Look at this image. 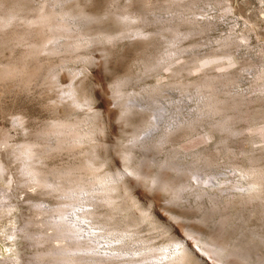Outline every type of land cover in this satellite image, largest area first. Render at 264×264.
<instances>
[{
  "label": "rangeland",
  "instance_id": "obj_1",
  "mask_svg": "<svg viewBox=\"0 0 264 264\" xmlns=\"http://www.w3.org/2000/svg\"><path fill=\"white\" fill-rule=\"evenodd\" d=\"M261 119L264 0H0V264H264Z\"/></svg>",
  "mask_w": 264,
  "mask_h": 264
},
{
  "label": "bare ground",
  "instance_id": "obj_2",
  "mask_svg": "<svg viewBox=\"0 0 264 264\" xmlns=\"http://www.w3.org/2000/svg\"><path fill=\"white\" fill-rule=\"evenodd\" d=\"M46 17V16H45ZM47 18V17H46ZM45 19V18H44ZM24 34V33H23ZM228 57V56H227ZM226 57V58H227ZM230 57V56H229ZM232 57V56H231ZM222 59V58H221ZM224 60H226L225 58H223ZM234 59V58H233ZM217 60V59H216ZM227 60H228V63L227 64H223V66L226 68V67H230V66H232L233 64H234V62L231 60V59H228L227 58ZM208 61H210V60H208ZM235 61V60H234ZM205 65H207V62H206V64ZM205 65H203L202 67H204ZM259 80V79H258ZM129 111V110H128ZM259 113L261 114V112L259 111ZM258 114V113H257ZM251 116V115H250ZM250 118V117H249ZM247 124V123H246ZM251 124V123H250ZM254 126H256V128L254 129V133H251V134H257V135H254V136H256V137H259L258 139H260L262 142H264V119H261L260 120V122L258 123V124H256V125H254ZM250 127V126H249ZM254 128V127H253ZM247 130V129H246ZM249 133V132H248ZM253 136V135H252ZM200 140V139H199ZM198 140V141H199ZM255 140V139H254ZM194 141V140H193ZM203 141V140H202ZM197 142V141H196ZM203 142H205V140L203 141ZM202 142V143H203ZM195 143V142H194ZM194 143H192V144H194ZM191 146V145H190ZM33 148H28L27 150V152H25L24 154L27 156L26 157V159L28 160V159H31L32 158V156L35 154V151H34V149L32 150ZM126 149V148H125ZM130 149H132V147L130 148ZM24 151H26V150H24ZM131 151V150H130ZM127 152H129V151H127ZM133 152V151H132ZM130 154V153H129ZM130 157H131V155H129ZM125 157L127 158V156L125 155ZM132 158V157H131ZM128 159V158H127ZM129 160V159H128ZM27 167H26V169H25V171H26V173L27 174H29V176H31V179H33V181L37 184L36 186H42V185H44V186H47V183H45L43 180H41V171L38 169V168H36V167H34L33 166V164L31 163V164H27L26 165ZM141 166V165H140ZM4 166H2V163H1V161H0V169L2 170V171H4V168H3ZM141 167H139V169H140ZM145 167H142V169H144ZM138 169V167H137V169H131V168H128V171L130 172V173H132V174H134L136 177H139V178H144L143 179V182L145 181V178H147L146 177V173L147 172H145V174H143V172L145 171V169L144 170H142L141 171V169L139 170ZM252 169V168H251ZM147 170V169H146ZM250 171V172H249ZM248 172L249 173H246L247 175L248 174H250V175H253V178H255V181L253 182V187L255 188V187H257L256 188V191H259V193L261 192H264V169H261V170H257L256 168H253L252 170H249ZM177 172H180L179 170H177ZM182 172V171H181ZM151 174V173H150ZM143 175H145V176H143ZM161 175V174H160ZM159 175V176H160ZM150 176H152V175H150ZM154 176H155V178H156V176H158V175H154L153 174V179L151 178V181H153L155 178H154ZM158 176V177H159ZM163 176V175H162ZM162 176H160L158 179H164V178H162ZM165 177H166V175H164ZM163 176V177H164ZM193 176V175H192ZM197 176V175H196ZM195 176V177H196ZM148 177H149V173H148ZM194 177V176H193ZM201 177V176H200ZM250 177H252V176H250ZM149 178V179H150ZM192 178V177H191ZM141 179V180H142ZM148 179V178H147ZM146 179V180H147ZM148 179V180H149ZM177 178H175V180H176ZM193 179V178H192ZM174 180V181H175ZM200 180V179H199ZM173 181V183L175 184V182H177V180L174 182ZM203 181V180H202ZM170 181H168V184L166 185V188L167 187H169L170 185V183H172V182H170ZM178 182H180V179H178ZM205 182H207V181H205ZM147 183L149 184L150 183V181L148 182L147 181ZM152 183V182H151ZM159 184H156V185H158L159 187H162L160 184L161 183H163L162 185L164 186L165 185V182H158ZM167 183V182H166ZM187 184H188V182H186ZM200 183V182H199ZM198 183V184H199ZM204 183V182H203ZM202 183V184H203ZM210 183V182H209ZM173 184V185H174ZM178 184V183H177ZM185 184V183H184ZM186 184V186H188ZM190 184V183H189ZM169 185V186H168ZM183 185V184H182ZM182 185H180V186H182ZM189 186H191V185H189ZM189 186L187 187V188H189ZM193 186V185H192ZM201 186V185H200ZM163 188H165V187H163ZM171 188V187H170ZM169 188V189H170ZM182 188H185V185H183V187ZM187 188H185L184 189V191H186V189ZM253 188V189H254ZM178 189H179V187H178ZM192 189V188H191ZM252 189V190H253ZM170 190H172V188L170 189ZM174 190V189H173ZM181 190V189H180ZM203 190V189H202ZM255 190V189H254ZM253 190V191H254ZM163 192L165 191H168V189H166V190H162ZM183 191V190H182ZM201 191V190H200ZM204 191H205V189H204ZM161 192V191H160ZM202 193H203V195H204V193H205V196L207 195V193H206V191L205 192H203L202 191ZM202 193H200L201 195H202ZM254 193V192H253ZM257 193V192H256ZM254 195V194H253ZM263 195V194H262ZM209 196V195H208ZM251 196V198H252V195H250ZM254 196H256V195H254ZM253 196V197H254ZM63 226H65V227H67L68 228V223H71V225L72 226H74L73 227V229H71V225L69 226V228L68 229H58V230H60V231H58L57 233H55V235H53V236H45V238L43 239L44 241H49L50 240V238H51V240L52 241H54V242H57V244L59 245L58 247H54L55 248V250H57L56 252H55V255H56V257H54V258H56L52 263L53 264H58V263H64V264H81V262L84 260V258L82 257V256H79L78 254L79 253H83V252H85V251H89L90 252V250L92 251V249L94 248V249H98L99 247V245L100 244H102V243H100V242H96L97 244H95L96 246H94L93 248H89L88 246L86 247L85 245V243H86V241H91L92 242V237H88V236H91V233L90 232H88V231H86V230H84V227L83 226H81V224L79 223V222H77V221H75V220H73L72 219V217L70 216V217H68V219L67 220H63ZM65 224H67V226L65 225ZM62 226V225H61ZM75 228H77V229H75ZM73 231H74V233L76 234V235H74L73 237H69L68 235H66V234H68V232L70 233V232H72L73 233ZM67 232V233H66ZM66 233V234H65ZM213 235V237H215L216 235L215 234H212ZM212 235L210 236L211 238H213L212 237ZM215 235V236H214ZM220 235V234H219ZM14 236V235H13ZM16 236V235H15ZM221 236H223V235H221ZM195 237V236H194ZM193 237V240H194V242H196L197 241V239H195ZM11 238H14V237H12L11 236ZM97 238V237H96ZM196 238H197V236H196ZM198 238H200L199 236H198ZM219 238V237H218ZM226 238V237H225ZM229 238V237H228ZM204 239V238H203ZM203 239H202V237H201V241H203ZM210 239V238H209ZM215 239H216V237H215ZM221 239H223V237L221 238ZM220 239V241H222ZM50 240V241H51ZM69 240L70 241H72V242H69ZM95 240V239H94ZM199 240V239H198ZM208 240V239H207ZM223 242V241H222ZM227 242H229V241H227ZM93 243V242H92ZM95 243V242H94ZM197 243V242H196ZM203 243V242H202ZM205 243H206V245H207V248H206V250H205V253H208L209 255L208 256H211L210 254H215L216 253V251H220V253H221V250L222 249H227V247L225 246V248H222L223 247V244L221 243V242H217V241H215V240H211L210 239V242H209V240L207 241V242H205L204 241V246H205ZM229 244H230V242H229ZM228 244V245H229ZM233 244V243H232ZM231 245V244H230ZM230 245H229V247H230ZM206 247V246H205ZM239 247V246H238ZM237 248V247H236ZM225 249V250H226ZM100 250V249H99ZM239 250V249H238ZM181 252L183 253L184 252V249L183 250H181ZM222 252H223V250H222ZM225 252H228L229 253V251L227 250V251H225ZM204 253V254H205ZM93 254V256H95V255H98V256H100V255H102L100 252H93L92 253ZM100 254V255H99ZM232 254V253H231ZM240 254V253H239ZM13 255V254H12ZM106 256H109L110 258H115V257H117V256H115V255H108V254H105ZM216 255V254H215ZM217 255H219V253L217 254ZM241 255V254H240ZM240 255H236V257L237 256H240ZM15 256H18V255H15ZM97 256V257H98ZM221 256V255H220ZM224 256V255H223ZM96 257V256H95ZM101 257V256H100ZM225 257V256H224ZM244 257V256H243ZM106 258H108V257H106ZM118 258V257H117ZM216 258V257H215ZM214 258V259H215ZM217 258H218V260H217ZM215 260L216 261H218V264H221L220 263V261H219V258L220 257H217ZM246 258V257H245ZM247 258H248V256H247ZM246 258V259H247ZM235 259V258H234ZM241 259H243V258H241ZM15 261V260H14ZM17 261V260H16ZM225 261V260H224ZM242 261H244V260H242ZM222 262V261H221ZM51 263V262H50ZM226 263V262H225ZM216 264H217V262H216ZM226 264H229V263H226ZM244 264H245V261H244Z\"/></svg>",
  "mask_w": 264,
  "mask_h": 264
}]
</instances>
